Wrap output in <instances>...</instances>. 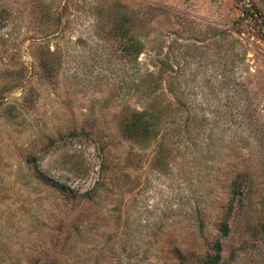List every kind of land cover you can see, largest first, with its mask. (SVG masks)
I'll return each mask as SVG.
<instances>
[{
  "label": "rangeland",
  "instance_id": "374dc122",
  "mask_svg": "<svg viewBox=\"0 0 264 264\" xmlns=\"http://www.w3.org/2000/svg\"><path fill=\"white\" fill-rule=\"evenodd\" d=\"M252 6L264 22V0H0V264H202L216 243L219 264H264ZM149 101L160 134L128 140Z\"/></svg>",
  "mask_w": 264,
  "mask_h": 264
},
{
  "label": "trees",
  "instance_id": "16d2710c",
  "mask_svg": "<svg viewBox=\"0 0 264 264\" xmlns=\"http://www.w3.org/2000/svg\"><path fill=\"white\" fill-rule=\"evenodd\" d=\"M245 15H250L256 23H259V26L264 28V22H260L262 20V15L259 9H256L254 6L243 10ZM117 35L119 38L123 39V44L121 51L123 54L133 55L137 58L142 52V45L140 42H136L134 39L129 37L128 32L126 29L117 28ZM129 37L127 40L124 37ZM149 78L152 79L149 81ZM160 79L161 75L159 74L157 77L148 73L142 77L140 80L139 88L146 87V90H150L152 92H156L160 86ZM152 86H150V83ZM152 92H150L152 94ZM161 114L157 111V106L155 101H149L146 104L145 108L141 110H131L125 112L121 122L120 128L123 136L128 140L137 142V143H149L154 141L158 135L160 134V116ZM38 178L47 183V179L44 174H38ZM61 193H63V186L59 184H54ZM235 195V194H234ZM219 231L221 232L222 236L227 235V219H224V222L219 227ZM214 255L210 256L208 259L204 260L202 264H219L220 262V254L221 249L220 245L216 243L214 245Z\"/></svg>",
  "mask_w": 264,
  "mask_h": 264
}]
</instances>
